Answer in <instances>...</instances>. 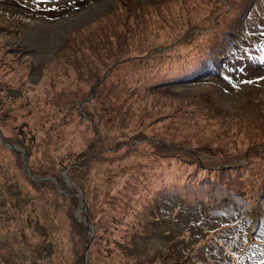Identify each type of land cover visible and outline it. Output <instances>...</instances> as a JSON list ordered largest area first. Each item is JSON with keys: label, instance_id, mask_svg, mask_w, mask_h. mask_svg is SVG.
<instances>
[{"label": "trees", "instance_id": "1", "mask_svg": "<svg viewBox=\"0 0 264 264\" xmlns=\"http://www.w3.org/2000/svg\"><path fill=\"white\" fill-rule=\"evenodd\" d=\"M227 2L230 9L222 16V7L216 0L130 1L127 7L111 10L95 24L69 31L62 47L46 61L40 74L48 87L46 92L53 93L52 102L34 96L37 100L34 102L39 106L34 117L40 113L48 114L45 119H52L55 126L67 127L68 123L59 118V109L65 106L72 113L70 122L78 120L84 124L88 121L89 128L84 133L85 149L73 161L60 159L59 168L57 164L35 168L28 163L29 141H36L43 122L33 125L31 118L21 114L29 107L27 113L31 115L30 106H34L30 103L31 96L24 97L30 84L22 80L21 86L12 87L14 79L12 86L4 80V75L9 74L8 69L6 73H0V122L1 119L16 118L13 125L4 126L9 131L12 129L15 138L3 139L24 150V161L27 160L25 162L33 175L51 177L56 182L60 193L50 181L33 183L28 176L22 178L35 193L53 199V204L58 206L69 247L62 251L56 246L55 257L40 259L33 249L35 240L31 237L25 239L26 232L21 236L23 230L13 227L7 207L0 201V264H84L89 237L83 223L73 215L78 207V198L74 195L77 188H70L61 173L67 169V181L85 190L86 176L94 167L116 165H122L126 170L115 174V189L107 196L104 205L96 215L86 206V215L94 227L86 256L88 264H138L132 257L135 239L150 236L147 227L153 225L160 208L168 200H175L176 208L181 210L202 208L211 216L238 215L230 225L233 230L228 235L230 241H217L226 250L237 240L234 230L240 224H254L253 232L241 235V239L244 235L250 237L248 248L241 251L246 242L239 239L238 250L227 256L223 264L244 261L253 255L258 257L257 262L264 261V99L247 101L237 110L240 114L236 115L235 121H226V118L219 121L224 128H234L235 131H228L227 135H230L203 140L192 131H199L202 124L215 122L221 115L228 117L230 112L225 114L219 107H214L205 95L181 96L179 100L172 86L164 85L171 80L208 78L225 67L232 55H240L238 50L242 46L238 42L243 41L246 19L257 3H264L263 0ZM7 3L11 9L24 11L14 7L12 0ZM4 4L1 0V10L8 8ZM21 6L28 8L27 5ZM31 9L35 11L37 8L29 7ZM6 27L0 22V31ZM195 28L208 31L187 33ZM185 32L184 44L195 37L198 40L189 53L171 55L166 62L165 54L159 50L151 51L161 34L169 46L171 40ZM17 53V49L6 50L5 59L12 60L18 70H22V60ZM240 57L254 62L259 58L258 53L250 51ZM1 59L0 67L3 63L4 67L10 66ZM171 61L175 65L167 67L165 63L169 65ZM162 67L168 68L167 74L171 76L156 84L123 81L115 75L119 68H130L140 69L149 77L157 74L159 78L167 75L161 74ZM23 70V75L33 72L30 65H25ZM69 82L76 87L77 95H69L65 86ZM83 87H87L86 92H82ZM97 104L107 110L97 112ZM80 108L85 117L79 113ZM20 115L23 118H19ZM234 140L248 144L232 147L236 145ZM223 142L231 144L226 147ZM3 155L12 156L17 170L21 171L22 161L17 150L2 148L0 143V156ZM59 228L51 232L59 233ZM173 246L174 242L154 261L161 260L163 264L201 263L193 259V247L188 253L179 255L174 253Z\"/></svg>", "mask_w": 264, "mask_h": 264}, {"label": "rangeland", "instance_id": "2", "mask_svg": "<svg viewBox=\"0 0 264 264\" xmlns=\"http://www.w3.org/2000/svg\"><path fill=\"white\" fill-rule=\"evenodd\" d=\"M12 1L14 7H20L24 11L20 12L17 9H11L8 7V0H2V3H5L4 5L8 8L0 9V19L4 21L2 22L0 20L1 25L7 26L6 30L0 31V58H2L1 60L3 62L7 61L10 63V66L4 67V63L1 64L0 73H6V69H8L9 74L4 75V80L11 85L13 82L12 79H14L15 85L12 83V87L21 86L23 81L30 84V88H26L27 90L24 92V97L31 96L30 103H34V106H30L31 115L27 113L29 107L24 109L21 114L25 115L24 117L31 118L33 125H37V123L39 125L43 122L41 125L42 129L39 128L37 132L36 141L32 143L29 141L30 156L27 159L28 163H32L35 168L37 166L45 168L53 164H57L59 168L60 159L63 161L65 159L73 161L74 157L80 155L83 149H85L84 142L86 139L84 133L87 132L89 125L87 124L88 121L84 124L81 123L82 125L78 120H72L70 122L72 113L65 106L59 109V118L61 117L62 122L68 123L69 126L67 127L62 128L59 124L55 126V123H52V119H45L48 114L44 116L40 113L39 116L34 117L36 110L39 108V106H36L37 103L34 102L37 101L34 98L35 95L36 98L41 96L45 98V101L52 102L53 93L46 92V88L48 87H45L44 77L41 76L44 70V64L62 47L63 41L66 39L69 31L88 26L89 24H95L100 18L109 14L111 10H119L127 7L126 4L130 1L143 3L159 0H18L19 3L17 4H15L14 0ZM216 1L222 7L221 15L223 16L225 12L229 11V4L227 0ZM21 4L27 5L28 8H23ZM29 7L37 9L33 11L32 9L29 10ZM249 15L245 22L246 28L242 31L243 41L238 40L242 41L238 42L242 46L238 50L239 56L234 57L232 55L229 60L230 62L225 67L210 75L208 78H196L181 82L171 80V83H164V85L172 86V91L177 94L179 100H181V96L193 97L195 95H205L214 107H219L225 114L230 112L227 114L228 117L221 115L216 118L217 120L215 122L202 124L198 129L199 131H192L193 135L196 134L197 137H202L203 140L209 137H217L220 135H225L226 137L230 135H227L228 131L233 132L235 131L234 128H224L219 124V121L223 118H226V121H235L238 118H235L236 115L239 116L240 114V112L238 114L237 110L243 107L247 101L255 102L256 100L264 99V5L257 3V6ZM214 18L215 16L213 15L212 20ZM224 25L225 21H223ZM193 31L201 33L207 32L208 30L195 28L190 29L187 33L189 34ZM186 35L185 32L176 40H171L169 43L171 45L167 46L168 44L164 43L165 36L161 34L157 39L158 43L151 48V51L159 50V52L166 55L164 59H168L171 55L189 53L194 43L198 40L195 37L190 43L184 44L182 41ZM15 49L18 50L17 55L22 60L20 64L22 70H18V67L15 66L12 60L5 59L7 55H4V52L6 50L7 52L9 50L14 51ZM247 51L258 53L259 58L257 61L243 60L244 58L240 57L241 55H246ZM167 59H165L166 62L169 61ZM173 61L169 65L168 63L165 64H167V67H170L172 64L175 65ZM25 65H30L33 72L28 74L24 72L26 75H23L22 72L24 71ZM3 67L4 69H2ZM161 70V74H167L169 71L165 67H162ZM142 72L140 69L130 70V68H124L123 70L119 68L115 71V75L121 80L124 79L129 82L138 80V82L144 83L143 85L156 84L158 81H164L165 78H169L170 75L167 74L166 76L157 78V74L154 71L153 74H156L154 77H149L146 73ZM23 76L25 78L21 79ZM65 86L70 96L72 94L77 95V89L71 82ZM86 91L87 87H83L82 92ZM63 100L67 99L63 97ZM119 100L121 102L123 101L120 97ZM103 108V106H98L97 104L96 111L98 110L97 112H99L100 109L102 111L107 110ZM82 112L80 108L79 113L85 117ZM23 115H20L19 118H23ZM76 118L79 119L78 117ZM15 119H1L0 143L2 148H13L20 153L22 168L20 172L17 170L12 156H0V161L3 160V162H0V201L4 202L7 207L13 227L16 230L17 227L23 230V232L21 231V236L26 232L25 239L29 240L31 237L35 240L33 249L38 257L40 259L44 257L52 259V257H55L56 246L62 251L68 247V234L65 231V227L61 225L63 216L59 212L58 206L53 204V199L48 198L40 192L35 193L33 189L23 182L22 178L28 176L33 183H38L40 180L50 181L57 193L61 191L53 178L36 177L33 175L27 167V160H25L26 162L24 161L26 156L24 150L16 144L9 145L3 139L4 137H13L12 134L14 133H12V129L9 131L8 129H4V126L7 124L13 125ZM103 120L105 121V118ZM107 120L109 119L107 118ZM248 126L249 124H247ZM234 142L236 145L232 147L236 146L240 148L248 144V142H243L242 140H234ZM229 144H225L226 147H229ZM124 170L126 169L122 168V165H116L114 167H94L88 176H86L85 190L75 187L73 183L71 184L67 181V169H64L61 173L63 181L70 188H77L74 195L78 198V207L73 215L86 228L87 237H89V241L85 247L87 251L92 238L91 236L94 233V227L89 216L87 217L86 215V206H89L92 214L96 215L99 208L104 205L107 196L113 191L112 189H115V174L117 172H123ZM176 207L177 203L175 200H168L160 208V212L156 215L153 225L147 227L150 230V236L137 237L135 239L134 245L132 246V257L136 263L163 264L161 260H154L158 258L159 254L164 252L165 248L170 247L171 243L174 242L173 249L175 254L181 255L188 253L193 247V250H195L193 251V259L201 262L200 264H223L227 260V256L238 250L239 242L237 241L241 239V235L253 232L254 224L247 225L243 222L234 230V232L236 231L237 240L232 247L226 250L224 249V245L217 241L221 240L223 243L230 241L228 235L231 232L233 233L230 225L237 220L238 215L211 216L202 208L181 210ZM58 228L59 233L58 231L55 234L51 232V230L55 231ZM215 236H218V239H215ZM241 240L246 242L241 249V251H245L251 239L244 235ZM87 251L85 250L83 257L84 264H88L86 260ZM254 259L256 260L255 262H253ZM257 260L258 257L253 255L248 256L244 261H235L233 264H264V261L257 262Z\"/></svg>", "mask_w": 264, "mask_h": 264}, {"label": "water", "instance_id": "3", "mask_svg": "<svg viewBox=\"0 0 264 264\" xmlns=\"http://www.w3.org/2000/svg\"><path fill=\"white\" fill-rule=\"evenodd\" d=\"M89 227V226H88ZM90 233H92V231H90ZM86 251H87V249H86Z\"/></svg>", "mask_w": 264, "mask_h": 264}]
</instances>
